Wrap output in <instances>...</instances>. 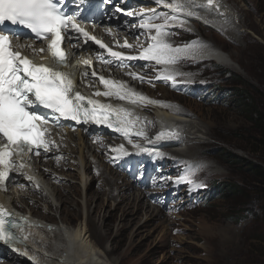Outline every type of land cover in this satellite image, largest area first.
<instances>
[{
    "label": "rangeland",
    "instance_id": "1",
    "mask_svg": "<svg viewBox=\"0 0 264 264\" xmlns=\"http://www.w3.org/2000/svg\"><path fill=\"white\" fill-rule=\"evenodd\" d=\"M231 8L233 17L235 15L239 20L226 22L224 28L239 29V32L231 31L233 37L202 25L197 26L199 32L186 23L174 29L172 36L178 45L186 46L192 43L191 37L197 38L201 34L205 41L223 48L236 69L225 65L217 68L213 61L183 62L177 64L173 73L176 81L201 83L203 88L199 96L186 95L182 89L174 92L172 81L163 79L151 82L147 89L153 98L187 111L186 118H183L201 128L202 133L198 134L187 128L190 133L184 132L189 141L184 145L185 156L179 155L184 159L177 158L184 165L187 159L195 162L193 172L198 176H195L188 199L192 202L195 197L199 204L188 205L187 210L180 213H169L159 208L154 210V206L144 200V204L149 205L147 211L136 213L135 199L139 196L133 194L132 189L126 191L132 184L126 173L115 170V163L111 170L107 168L94 148L81 150L83 144L80 140L76 141L78 146L74 155L58 167L64 176L62 198L55 189L45 188L49 197L46 202L51 207V213L45 212V216L55 223H62V226L70 225L71 229L88 222L91 240L107 253L108 264H264V184L253 179L240 165L232 164L233 159L227 161L230 155L255 162L260 157L252 151V137L258 133L245 108L252 99L257 105L264 99V0H230L227 10ZM238 80L250 84L249 89L244 88L248 94L243 101L237 95L241 101L239 104H245L240 107L234 101L237 96L227 91L229 83ZM151 130H156L155 126ZM82 152L99 165L96 173L97 169L91 167L93 181L87 186L86 175H82L86 169L80 160ZM167 153L170 161L166 162L172 163L174 155L170 149ZM202 169L204 173L197 174ZM102 172L116 180L113 183L120 186L122 198L126 191L125 202L119 210L115 209L117 196L111 197L101 187L104 186V179L99 178ZM214 180L239 184L242 190L229 194L227 198L214 197L211 200L208 197L203 204L199 194L207 197ZM74 184L79 187L68 193ZM198 184H201L199 194L196 190ZM86 188L92 193L88 192L84 198ZM75 194L81 196H76L79 201ZM67 199L69 203L65 206L63 201ZM43 206L45 208V203ZM179 208L173 210L178 212ZM233 214H239L241 219L237 222L231 220L228 215Z\"/></svg>",
    "mask_w": 264,
    "mask_h": 264
},
{
    "label": "snow or ice",
    "instance_id": "2",
    "mask_svg": "<svg viewBox=\"0 0 264 264\" xmlns=\"http://www.w3.org/2000/svg\"><path fill=\"white\" fill-rule=\"evenodd\" d=\"M66 3L67 0H0V187L4 190L7 189V182L11 179L13 169L19 170L25 167V155L39 156L41 151L47 153L51 148L59 146L51 139V128L54 125L58 126L61 118L77 123L106 125L121 133L134 148L141 152L149 151L132 142V135L146 138L142 128L135 130L141 118L133 110L122 105L102 103L98 99L85 97L76 89L70 73L43 63L36 64L28 55L22 54L23 50L44 52L45 49L37 50L32 44L14 43V40L19 41L22 37L5 27L6 23L21 25L30 30L35 39L46 43L47 52L63 68L70 66L66 46L72 44L74 39L78 41L80 37L84 38L85 43L94 41L101 49H106L112 57L120 60L121 67H127L124 61L134 59L167 66L176 63L180 54L192 48L191 45L173 47L166 40L171 34L168 30L169 23L179 19L176 14L182 13L192 17L198 15L196 11L198 7L217 11L220 7L218 0H206L204 5L197 4V0H155L156 5L169 10L163 13L158 12L156 8L133 12L117 6V12L140 18L139 27L151 41L146 47L137 45L140 48L138 55H125L124 52L113 51L85 30L79 23V13L68 14L64 11ZM161 19L163 23L154 22ZM179 22L183 24L185 21ZM73 33L76 35L74 36ZM72 46L76 47L75 44ZM120 47L131 49L134 46L125 40ZM98 59L105 64L111 63L102 55ZM127 74L141 82L144 80L143 76H138L136 73ZM82 75L88 76V73ZM91 75L96 77L97 73L92 71ZM156 78L170 80L173 86L176 84L175 74L166 67ZM99 82L104 86L105 91L97 90L93 93V97L103 96L133 105L161 104L134 91L122 81L99 76ZM40 109L50 110L53 116L43 114ZM171 135L176 133L160 132L156 139ZM111 151L118 155H129L124 145L111 148ZM56 159L58 161L60 157ZM175 182H185V178L180 177ZM187 183L192 184L194 181L187 180ZM18 228L22 229V224L17 223L11 217V213L0 205V242L18 243V237L14 233Z\"/></svg>",
    "mask_w": 264,
    "mask_h": 264
},
{
    "label": "bare ground",
    "instance_id": "3",
    "mask_svg": "<svg viewBox=\"0 0 264 264\" xmlns=\"http://www.w3.org/2000/svg\"><path fill=\"white\" fill-rule=\"evenodd\" d=\"M229 2L230 0H218V3L220 5L219 11L215 9L208 10L207 8L201 9L198 7L196 9L198 15L187 17L186 15L179 13V16H180L179 18L184 20L185 23L191 27L198 29L197 26L199 25L207 26L209 27V29L211 27L212 29L220 31L221 35L229 34V37H233V35L231 34V31L235 33V32H239V29L232 28L230 30H226L224 27L227 26L226 22L232 23L235 20H239V18L236 17L235 15L233 17L232 15L233 13L231 11L232 8L227 10L229 8ZM197 4L204 5L206 4V0H197ZM150 6L162 7L156 4H151ZM203 34L204 35L206 34L205 30H203ZM198 35H199V38L196 39L191 44L192 48L189 51L182 53V56L190 55L192 57H195V56L205 55L209 60L217 61L218 63L222 65L236 69L231 57L227 55V53L223 50V48L221 49L220 47H217L216 45L205 41L201 34H198ZM92 89H93V92H91L89 89V94L87 95V97H91V98H95L99 100L98 97H93V93L95 92L96 88H92ZM154 99L158 100V98H154ZM100 101L102 103H112L113 105H122L125 108H129L133 110V112L141 118L140 122L136 125L135 130H140L141 128L144 127V124L147 123L146 127L152 136L148 138L149 141L146 142V147L154 148V146H152L153 144L162 143L164 147L159 149V151L162 153L163 156H165L163 158L164 160L169 159L168 158L169 154L167 153L168 149L171 150V155H175V156L181 155L182 157L185 156L184 155V145L189 142L186 140L187 138L185 137V133H190L186 131L187 128H189V130L191 129V131L194 130L193 134L202 133L201 128L196 127L195 125L194 126L192 125L193 124L192 121L185 120L184 118L186 117L184 118L181 117L184 114L182 110L176 109L174 105H171L168 103H163L160 107H157V108H151L149 104H146L145 106H136V105L127 103L125 101L119 102L118 100H111V99L100 100ZM170 111H172L173 114H171ZM153 126H155L156 130H151ZM106 129L107 130L103 131V133H119L107 126H106ZM160 132L176 133V135L165 136L161 139H156L157 134ZM51 134H52L51 139L55 140L56 144L59 145L58 147H55L56 150L59 151V149H61L62 146L69 144L67 139L61 136L60 130L54 129ZM84 143L89 146V150L93 149V147L90 146L88 142H84ZM156 145L160 146L159 144H156ZM69 146H71V144ZM99 148L100 147L98 145L94 146L95 151H97ZM80 149L83 150L84 145L83 146L81 145ZM51 150L53 149L51 148ZM164 151H166V155H164ZM80 160L86 168L82 175H86L85 180L87 182L86 183V186H87L93 181L92 174H90L92 170L91 168L92 165H95L96 167H99V165L94 164L90 159H88L87 155L84 152L81 153ZM203 172H204V169H202L201 173ZM109 175H107L105 172L101 173V176L99 178L104 179V186H101V187L103 188V190L107 191L108 195H110L111 197H113L114 195L117 196L118 200H117L115 209L119 210L125 202L126 191L130 189H126V191H124V197L122 198L120 186H118L116 183H113V182H116V180L111 178L110 177L111 175L110 176ZM43 177L46 180L49 179L45 174H43ZM99 178L95 177V180H99ZM20 181H24V177H21ZM55 187H56L55 190L57 191L59 197L62 198V192H63L62 189L57 186ZM78 187H79L78 185L74 184L73 186L70 187V192L68 193H73V190L77 189ZM130 187H132V184ZM140 190L139 191L141 193L138 191L136 192L135 190L132 189L133 194L139 196V199L138 198L135 199L137 200L135 206H136V213L138 214L141 210L147 211L149 207V205L144 204V200H147V196L146 194H144L145 191L142 188H140ZM115 191H119L118 194H115L114 193ZM88 192L89 194L92 193L91 190H88V188H86L84 198H86V195L88 194ZM76 196L78 195L75 194V197ZM78 197L81 198V196H78ZM79 198L76 197L78 201H79ZM63 203L65 206H67V204L69 203V200L68 199L64 200ZM128 206L131 207L129 203H128ZM85 208L87 211L88 209H87L86 199H85ZM156 209L157 208L155 207L154 210ZM29 213L31 214V216L36 217V219L39 221V227L36 228L32 226L30 222H26L22 225V229H20V231L22 233L26 232L29 235H32L37 232L38 235H35V237L38 240H41L42 245L38 252H33L30 249L25 250V256L22 257L23 259L27 261L30 260L29 262L33 264H108L106 262L107 253L105 251L100 250L98 247V244L96 245L91 240V232L89 229L88 222L85 225L84 224L79 225L76 229H71V228L70 230L67 229L69 231L68 234H66L63 230V233H64L63 235H65V237H62L60 239L58 237H55V239H53L49 235L51 233L58 232L59 229L54 230L55 228H53V226L50 228H47V226L43 225V220L40 215H36L33 210H30ZM26 214L28 215V213ZM42 217L43 219L51 220V218H49L48 216H45V217L42 216ZM87 221H88V218H87ZM48 229L52 231H49ZM59 244H63L64 247L60 249ZM22 258H19L18 261H20ZM20 264H27V263L21 262Z\"/></svg>",
    "mask_w": 264,
    "mask_h": 264
},
{
    "label": "trees",
    "instance_id": "4",
    "mask_svg": "<svg viewBox=\"0 0 264 264\" xmlns=\"http://www.w3.org/2000/svg\"><path fill=\"white\" fill-rule=\"evenodd\" d=\"M263 64L264 63L262 62V68H263ZM229 86L230 87L227 88L229 94L232 93L234 96H237L239 94V97L242 98V101L245 98V96L248 94L245 89L250 88V84L248 82L246 83L239 80L236 82L231 81L229 83ZM237 86H239L238 89ZM240 87H242V89ZM234 101L238 107H240L241 105H245V104H239L241 101L238 99V96H237V100L234 99ZM263 101L264 99L261 100L260 105H257L256 100L253 101L252 99L249 105H247V107L245 108L250 115L249 118L250 122L252 123V125L254 126V128L257 130L258 133V135L252 137V151L254 153H257L261 158L259 157L258 162L249 160L247 158H243L242 156L239 155L238 156L230 155V157H228L227 159V161L233 159L234 161H232V164L240 165V167H242L243 170H245L251 177H253V179H255L256 181L262 184H264V102ZM224 154L226 155V157L228 156L227 153ZM241 190L242 189L239 184L229 185L227 181L215 180L213 181L211 192H214L215 194L216 193L219 194L221 198H227L229 194H233L235 192L239 193L241 192ZM228 216L230 217L231 220L235 222L241 219L239 217V214L237 215L233 214Z\"/></svg>",
    "mask_w": 264,
    "mask_h": 264
},
{
    "label": "clouds",
    "instance_id": "5",
    "mask_svg": "<svg viewBox=\"0 0 264 264\" xmlns=\"http://www.w3.org/2000/svg\"><path fill=\"white\" fill-rule=\"evenodd\" d=\"M72 225V224H71Z\"/></svg>",
    "mask_w": 264,
    "mask_h": 264
}]
</instances>
